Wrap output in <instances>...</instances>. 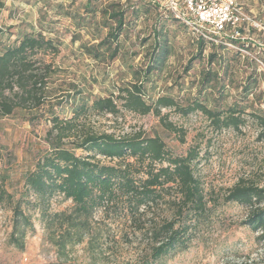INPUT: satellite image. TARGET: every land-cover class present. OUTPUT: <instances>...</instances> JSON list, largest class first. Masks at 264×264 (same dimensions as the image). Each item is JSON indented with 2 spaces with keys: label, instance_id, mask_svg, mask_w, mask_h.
Segmentation results:
<instances>
[{
  "label": "trees",
  "instance_id": "obj_1",
  "mask_svg": "<svg viewBox=\"0 0 264 264\" xmlns=\"http://www.w3.org/2000/svg\"><path fill=\"white\" fill-rule=\"evenodd\" d=\"M62 4L57 3L51 9L67 16L75 30H83L92 38V41L80 43L83 53L96 62L109 61L117 56L129 3L108 2L97 9L93 6L94 0H86L82 5L86 14L83 17L78 16V10L71 11L69 6L63 9ZM97 11L100 14L98 18ZM164 13L173 16L165 8ZM158 18V21L163 19ZM237 30L239 38L222 37L219 43L195 35L196 53L187 60L183 70L187 72L191 68L192 61L201 56L206 46L209 52L196 80L198 95L181 103L169 93L153 96L146 91L150 75L157 68L154 61L159 62L169 53V45H165L162 37L160 39L161 27L153 29L152 49L149 51L153 62L129 67L131 79L124 81L121 78L115 83L113 91L105 96L84 97L82 91H78V95L71 97L65 105H62L64 101H59L61 98L47 102L58 97L52 93L50 86L62 70L53 62L59 52L60 40L47 37L31 26L29 31L19 30L13 41L3 43L0 47V118L22 116L23 110L31 112L49 103L47 112L51 123L45 137L47 147L32 168L22 172L21 189L13 186L7 173H0V204L11 211L8 242L24 249L26 234L34 230L31 214L27 211L30 206L38 209L47 230L46 240L53 245L58 257H67V248L84 240L93 249L98 239L92 227L97 210L105 215L129 217L137 225L130 234L127 232L124 235L126 241L139 239L148 245V252L139 256L137 264H153L176 247H186L188 229L206 210L202 187L191 165L197 156L196 150L189 149L185 155L173 156L158 135L149 136L135 131L116 137L112 133L96 132L80 123L78 118L91 112L113 117L122 110L139 115L152 113L164 129L179 132L183 140L184 132L161 113L162 108H173L182 115L201 112L215 130H239L244 123L241 114L253 101L243 104L234 102L220 108L223 104L221 100L230 94L226 89L231 84L228 82L238 74L237 65L242 62L250 72L242 76L244 79L240 81V87L235 85L236 94L243 101L253 92L256 76L260 75L256 59L264 60V52L261 51L264 49L256 52V43L249 41L244 45L243 40L248 38L251 30L257 37L263 34L261 40L264 41V32H256L247 23H240ZM2 32L0 30V34ZM72 33L73 40L77 33ZM226 43L245 47L256 56L250 58L238 50L229 49ZM43 55H48L50 59L44 61ZM253 94L257 99L262 96L264 101L263 91ZM199 96L203 99H198ZM55 105H62L63 109L69 105L72 116H59V112L54 110ZM252 114L260 127L258 136L264 138V113ZM34 119L39 117L31 113L24 120ZM99 157H104V160ZM165 191H169L170 195L174 193L173 197L165 199ZM55 195L70 200V210L49 211V201ZM163 201L168 204L171 217L145 226L147 212ZM224 201L247 207L243 223L257 233L258 242L264 243V185L239 179L227 189Z\"/></svg>",
  "mask_w": 264,
  "mask_h": 264
},
{
  "label": "rangeland",
  "instance_id": "obj_2",
  "mask_svg": "<svg viewBox=\"0 0 264 264\" xmlns=\"http://www.w3.org/2000/svg\"><path fill=\"white\" fill-rule=\"evenodd\" d=\"M70 1L0 0V30L3 31L0 34V47L5 42L13 41L19 30L29 31L31 26L47 37H57L61 42L53 62L62 70L50 86L52 93L58 97L47 102L61 98L59 101H64L62 105H65L71 97L78 95V91H82L84 97L105 96L113 91L115 83L121 78L124 81L130 80L129 67H140L153 62L149 55L152 49L150 44L153 29L159 27L162 30L160 39L163 38L165 45L170 48L164 59L154 61L157 68L146 84L147 93L153 96L169 93L180 103L198 95L196 80L200 69L205 65L209 47L206 46L201 56L192 61L187 72L183 70L187 60L196 53L195 34L180 20L164 13V0H94L93 6L97 9L114 1H120L121 4L126 1L130 7L125 13L126 23L119 37V52L115 58L104 62L92 60L79 47L82 42L92 41L91 36L83 30H75L67 16L51 9L57 3H63V9L66 10L69 6L71 11L78 10V16H86L82 9L86 0ZM235 1L252 20L250 27L263 33L264 29L259 25H264V0ZM99 16L98 12L96 18ZM158 17L163 19L158 21ZM72 31L77 33L73 40ZM262 36L263 34L257 37L250 30L248 38L242 40L244 45L249 41L256 43L258 52L261 48L264 49ZM228 48L238 50L250 58L256 56L245 47L232 45ZM42 59L47 61L50 58L43 55ZM256 64L260 75L256 76L254 90L247 100L242 101L236 94V86L240 87L239 83L244 79L242 76L250 72L243 62L237 65L240 70L238 74L230 79L232 82H228L231 84L226 89L230 94L221 100L223 104L220 108H226L234 102L243 104L253 101L241 114L244 123L239 130H215L201 112L193 111L182 115L173 108H162L161 113L184 132L183 140L179 132L164 129L152 113L139 115L122 110L118 116L113 117L91 112L78 118L86 127H91L96 132L112 133L116 137L135 131H142L149 136L158 135L173 156L185 155L189 149L196 150L197 156L191 165L194 175L200 181L206 210L197 217V223L193 222L188 229L189 240L186 247H176L153 264H264V243L258 242L257 233L243 223L247 207L237 202L224 201L227 189L239 179L264 185V138L258 136L260 127L252 114L264 113L262 96L257 99L253 94L264 92V60L261 62L256 59ZM198 99L202 100L203 97L199 96ZM48 104L31 112L23 110L22 116L0 118V173H7L17 189L22 187V172L32 168L39 154L47 147L45 137L51 125L48 120ZM62 105H55L54 110L59 112V116L70 118L72 112L69 105L64 106V109L61 108ZM31 113L39 119L24 120ZM172 194L174 193L170 195L169 191H165L164 198L170 199ZM164 201L147 212L145 226L171 217V210ZM71 206L70 200L55 195L50 199L48 208L51 212H58L68 211ZM27 211L31 214L34 230L26 234L24 249L21 250L8 242L11 211L0 204V264H137L139 256L148 252L145 241L133 238L129 240V237V241L124 240L127 232L130 234L133 228H137L133 220L121 215H105L97 210L92 227L98 234V239L94 242L93 249L84 240L68 247L67 257H58L53 245L46 240L47 230L38 209L29 206Z\"/></svg>",
  "mask_w": 264,
  "mask_h": 264
},
{
  "label": "built area",
  "instance_id": "obj_3",
  "mask_svg": "<svg viewBox=\"0 0 264 264\" xmlns=\"http://www.w3.org/2000/svg\"><path fill=\"white\" fill-rule=\"evenodd\" d=\"M162 6L197 37L214 43L221 42L222 37L239 38L237 26L252 22L235 0H165ZM259 26L264 29V25Z\"/></svg>",
  "mask_w": 264,
  "mask_h": 264
}]
</instances>
